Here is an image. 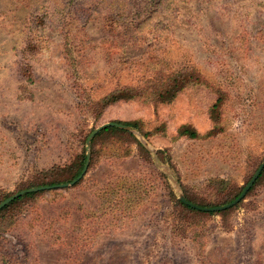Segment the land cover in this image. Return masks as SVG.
<instances>
[{"label":"rangeland","instance_id":"1","mask_svg":"<svg viewBox=\"0 0 264 264\" xmlns=\"http://www.w3.org/2000/svg\"><path fill=\"white\" fill-rule=\"evenodd\" d=\"M263 161L264 0H0V264H264V165L180 199Z\"/></svg>","mask_w":264,"mask_h":264},{"label":"water","instance_id":"2","mask_svg":"<svg viewBox=\"0 0 264 264\" xmlns=\"http://www.w3.org/2000/svg\"><path fill=\"white\" fill-rule=\"evenodd\" d=\"M106 124H115V123H113V122L105 123V124L101 125L100 127H98V129H100L101 127H103V126L106 125ZM116 124H117V123H116ZM98 129H95L94 131H96V130H98ZM263 165H264V161L259 165V167L256 169V171L253 173L252 177H251L250 180L247 182V184L244 186V188H243L242 191L239 193V195H238L237 197H235L232 201H230V202H228V203H226V204H224V205H219V206H215V207H202V206H199V205H197V204H195V203H193V202L187 200V199L184 198L183 196H180V199H181L184 203H186V204H188V205H190V206H192V207H195V208H198V209H203V210H209V209H217V210H219V209L226 208V207H228V206H230V205L236 203L237 201H239V199H241V198L243 197V195L246 193V191L248 190V188L251 186V184L253 183V181L256 179V177H257L258 174L260 173V171H261ZM86 166H87V159H86V162H85V164H84V166H83V169H82L81 173H80L77 177H75V178L73 179V182L76 181L77 179H79V178L81 177V175L83 174V172H84L85 169H86ZM66 184H67V183H64V184H62V185H66ZM39 188H40V187H39ZM41 188H42V187H41ZM30 189H35V188H30ZM30 189H27V190H30ZM16 195H17V194H14V195H12V196L7 197V198L4 199L3 201H1V202H0V208H1L3 205H5L7 202H9L12 198H14Z\"/></svg>","mask_w":264,"mask_h":264},{"label":"trees","instance_id":"3","mask_svg":"<svg viewBox=\"0 0 264 264\" xmlns=\"http://www.w3.org/2000/svg\"><path fill=\"white\" fill-rule=\"evenodd\" d=\"M106 20H107L109 26L112 25V21H110L109 18H106ZM151 81H152V80H151ZM151 81H150V82H151ZM150 82H148V83H150ZM147 85H148V84H147ZM149 87H153V86L150 85ZM124 91H125V94H129V93H130V89H127V90H124ZM170 91H171V89H165V90H164L165 94H168ZM111 98H113V97H111ZM114 98H117V97H114ZM123 123H125V124H130V125H134V124H135V122H130V121L123 122ZM181 132H182V133H187V134H189V135H191V136H194V135H195V131L192 130L191 128H189V127H182ZM84 160H85V154H82L81 159L79 160L78 165H77V167H76V170H75V172L73 173V177L76 176V175L80 172V170H81V168H82V165H83V163H84ZM29 194H31V193L29 192V193H26L25 195H29ZM236 194H237V193H236ZM236 196H237V195H236ZM183 205H184V204H183ZM184 206L187 207V208H190L189 206H186V205H184Z\"/></svg>","mask_w":264,"mask_h":264}]
</instances>
